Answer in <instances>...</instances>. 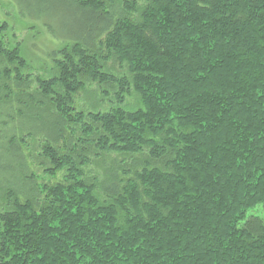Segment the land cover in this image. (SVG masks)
<instances>
[{"label":"trees","instance_id":"obj_1","mask_svg":"<svg viewBox=\"0 0 264 264\" xmlns=\"http://www.w3.org/2000/svg\"><path fill=\"white\" fill-rule=\"evenodd\" d=\"M52 4L46 77L0 24V264H264V0Z\"/></svg>","mask_w":264,"mask_h":264},{"label":"rangeland","instance_id":"obj_2","mask_svg":"<svg viewBox=\"0 0 264 264\" xmlns=\"http://www.w3.org/2000/svg\"><path fill=\"white\" fill-rule=\"evenodd\" d=\"M48 1L52 0H0V24L7 25L6 34L9 44L17 43L25 52L24 58L29 65L28 73L33 79L48 75L44 74V70L49 71L52 64L47 55L64 45L62 42L69 36L68 31L72 30L75 24L73 20L71 21L75 15L70 10L56 4L47 6ZM34 87L35 84L32 83V88ZM82 98L83 94H79L77 101L80 103ZM134 100L128 98L126 102L131 105ZM27 136L24 139L30 153L39 154L42 139L37 135L32 136L31 139H27ZM4 152L0 148V167L5 172L0 169V187L5 180L13 181L20 176L16 163H13L14 169L16 171L18 169L19 172L7 174L5 166L11 164L14 159L2 155ZM0 202L3 201L0 199Z\"/></svg>","mask_w":264,"mask_h":264}]
</instances>
